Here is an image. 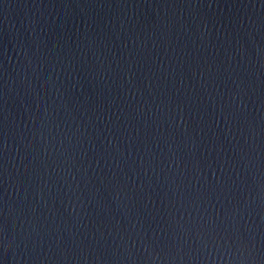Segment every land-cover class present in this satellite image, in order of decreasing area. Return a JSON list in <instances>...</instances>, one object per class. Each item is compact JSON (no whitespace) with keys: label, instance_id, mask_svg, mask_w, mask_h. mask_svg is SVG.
<instances>
[{"label":"water","instance_id":"95a60500","mask_svg":"<svg viewBox=\"0 0 264 264\" xmlns=\"http://www.w3.org/2000/svg\"><path fill=\"white\" fill-rule=\"evenodd\" d=\"M0 264H264V0H0Z\"/></svg>","mask_w":264,"mask_h":264}]
</instances>
